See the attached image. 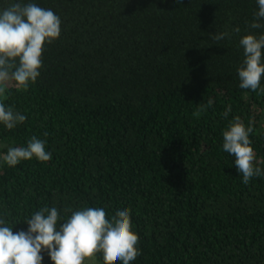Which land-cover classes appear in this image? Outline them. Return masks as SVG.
Masks as SVG:
<instances>
[{
	"label": "trees",
	"instance_id": "trees-1",
	"mask_svg": "<svg viewBox=\"0 0 264 264\" xmlns=\"http://www.w3.org/2000/svg\"><path fill=\"white\" fill-rule=\"evenodd\" d=\"M16 2L51 9L61 30L36 81L0 98L26 116L0 123V152L35 136L52 158L9 167L0 156V219L26 231V218L56 207L59 230L76 210L110 220L128 208L131 264H264V175L244 184L222 149L230 122H252L264 170V92L237 74L240 38L264 34L249 27L257 0H0V10Z\"/></svg>",
	"mask_w": 264,
	"mask_h": 264
},
{
	"label": "clouds",
	"instance_id": "clouds-1",
	"mask_svg": "<svg viewBox=\"0 0 264 264\" xmlns=\"http://www.w3.org/2000/svg\"><path fill=\"white\" fill-rule=\"evenodd\" d=\"M257 4L258 11L249 25L251 29L264 28L261 23L264 20V0H257ZM60 24L59 16L51 9L32 3L16 2L0 10V98H6L9 88L24 91L29 82L36 81L42 67L44 44L59 37ZM234 31L239 33V27ZM228 36L229 33L222 32L213 36V40L220 41ZM239 43L244 52V60L237 69L240 87L264 92V88H260L264 76V34H245ZM230 111L231 106H228L223 116L227 117ZM25 120V115L0 102V123L6 129L12 130ZM252 132V122L245 127L239 117L223 131L222 149L235 157L234 164L242 174L244 184L254 176L264 175V170L253 165L256 153L249 138ZM33 157L40 162L52 158L51 153L45 151V141L35 136L29 139L26 147H10L2 159L7 166L14 167ZM58 220L60 216L56 207H43L24 220L28 225L26 231L14 233L12 226L0 219V264H42L41 253L44 251L53 264H84L97 254H101L104 264H131L140 255L137 248L139 237L132 230L128 208L116 211L110 220L106 218L105 210L99 207L76 210L66 222L59 224V230Z\"/></svg>",
	"mask_w": 264,
	"mask_h": 264
},
{
	"label": "rangeland",
	"instance_id": "rangeland-1",
	"mask_svg": "<svg viewBox=\"0 0 264 264\" xmlns=\"http://www.w3.org/2000/svg\"><path fill=\"white\" fill-rule=\"evenodd\" d=\"M0 148H1V145H0ZM0 156H3V154L1 152H0ZM84 264H100V263L94 257L91 260H85Z\"/></svg>",
	"mask_w": 264,
	"mask_h": 264
}]
</instances>
